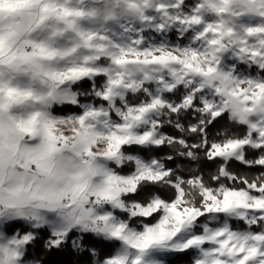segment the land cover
Instances as JSON below:
<instances>
[{"label": "snow or ice", "instance_id": "obj_1", "mask_svg": "<svg viewBox=\"0 0 264 264\" xmlns=\"http://www.w3.org/2000/svg\"><path fill=\"white\" fill-rule=\"evenodd\" d=\"M0 264H264V0H0Z\"/></svg>", "mask_w": 264, "mask_h": 264}, {"label": "trees", "instance_id": "obj_2", "mask_svg": "<svg viewBox=\"0 0 264 264\" xmlns=\"http://www.w3.org/2000/svg\"><path fill=\"white\" fill-rule=\"evenodd\" d=\"M68 259H71V257H69Z\"/></svg>", "mask_w": 264, "mask_h": 264}]
</instances>
